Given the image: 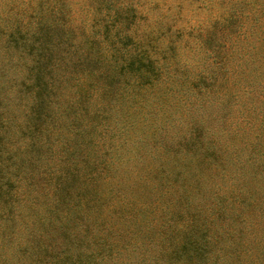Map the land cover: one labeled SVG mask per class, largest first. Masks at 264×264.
I'll list each match as a JSON object with an SVG mask.
<instances>
[{
  "label": "rangeland",
  "instance_id": "374dc122",
  "mask_svg": "<svg viewBox=\"0 0 264 264\" xmlns=\"http://www.w3.org/2000/svg\"><path fill=\"white\" fill-rule=\"evenodd\" d=\"M220 9L0 0V264H174L176 253L177 264H264V69L258 52L223 53L212 39ZM103 14L116 21L110 39ZM183 33L176 66L153 84L102 68L93 45L120 63L131 45L164 52ZM42 43L56 62L42 60ZM39 75L48 92L35 97ZM191 240L203 260L189 259Z\"/></svg>",
  "mask_w": 264,
  "mask_h": 264
},
{
  "label": "trees",
  "instance_id": "16d2710c",
  "mask_svg": "<svg viewBox=\"0 0 264 264\" xmlns=\"http://www.w3.org/2000/svg\"><path fill=\"white\" fill-rule=\"evenodd\" d=\"M213 3L217 4L219 3L221 9L217 11V13L214 14L215 19L214 24L212 22V27L216 26L218 34L216 31L212 32V39L214 37L218 40H221L223 43V48L221 51L223 53H229L230 49H233V47L236 44L240 45L241 49H245L246 51L244 54L246 55L247 50H253L254 53L258 52V58L253 59V62H260L263 64L262 68L264 69V0H212ZM59 15L62 16V12H59ZM102 31L100 33L105 34L107 39H110V37L115 33V18L114 14L113 16H107L106 14L102 15ZM123 20H125L123 18ZM66 22V20H64ZM240 21H244L246 24H240ZM240 24V25H239ZM131 25V22H130ZM50 27V26H49ZM66 25L64 23H59L58 30L60 32V29L63 31L66 30ZM219 28V29H218ZM56 29V25L54 27H50L47 32H53ZM99 33V34H100ZM97 34V36L99 35ZM148 39L149 38H156L154 36L153 32L146 33ZM46 36V35H45ZM51 37V36H48ZM186 37H191L189 33H183L181 35L170 37L167 36L164 40L166 42V45H164L163 48H165L162 52L160 50H156L153 43L147 39L146 42H143L139 46L131 45L130 50L133 51V57L131 59H123L118 61L114 60V57H112L110 54H108V51L111 53L113 52V49L111 46H107L106 48H101V42H93V45H96L99 48V51H97L96 55L102 56L103 54V66L102 68L106 67L108 68L109 64L111 62L115 63L116 67H122L124 70H126L128 73V78H132L137 81L138 84L145 85V84H153L155 77H159L162 74L164 63H169L168 66L174 67L176 66V59L180 56L181 53L184 52V48L180 44L181 42L185 41ZM260 41V43L256 42ZM119 43L126 44L128 42V37L126 34L123 36L118 37L117 41ZM257 43V44H255ZM58 44V42H57ZM73 45V44H72ZM127 45V44H126ZM76 47V45H73ZM180 47H182V50L179 51ZM52 46H50L49 43H42L40 46L37 45V53L41 52L42 60L47 61L48 59H52V52L53 49H51ZM108 51H107V50ZM165 51L168 53L167 59L164 58ZM107 53V54H106ZM163 53V55H162ZM52 58H51V57ZM56 62L57 58H53ZM232 61H235V59H232ZM237 62V61H236ZM49 63V62H48ZM119 64V65H118ZM49 65V64H48ZM217 69H220V67H217ZM50 67V66H49ZM47 67V71L44 74H49L50 69ZM91 67H88L86 70L87 77L95 78L97 80H104L105 76L103 73L100 72V70H90ZM226 71V74L222 73V76H228V75H237L238 73L236 71ZM43 74V75H44ZM37 76V80L34 86L35 92L34 96L36 97L39 91L44 90V94L48 92L47 86L48 81L40 79ZM252 86H256L257 88H262L260 84L253 83ZM38 101L39 99L36 98ZM263 123H261L262 125ZM190 246V249H194L195 252L189 256V259L192 258L195 261H201L203 256V251L198 250L196 248L201 249L197 245V243L194 241H189L187 244ZM180 254H172L171 256V262L174 264H177L179 262Z\"/></svg>",
  "mask_w": 264,
  "mask_h": 264
}]
</instances>
